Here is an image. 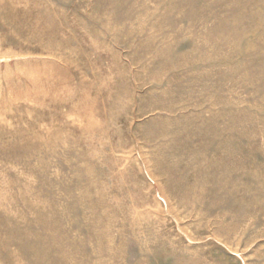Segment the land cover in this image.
<instances>
[{
	"label": "rangeland",
	"instance_id": "1",
	"mask_svg": "<svg viewBox=\"0 0 264 264\" xmlns=\"http://www.w3.org/2000/svg\"><path fill=\"white\" fill-rule=\"evenodd\" d=\"M0 264H264V0H0Z\"/></svg>",
	"mask_w": 264,
	"mask_h": 264
}]
</instances>
